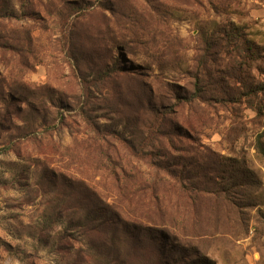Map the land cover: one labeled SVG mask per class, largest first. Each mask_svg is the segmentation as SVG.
Returning a JSON list of instances; mask_svg holds the SVG:
<instances>
[{
    "label": "rangeland",
    "instance_id": "374dc122",
    "mask_svg": "<svg viewBox=\"0 0 264 264\" xmlns=\"http://www.w3.org/2000/svg\"><path fill=\"white\" fill-rule=\"evenodd\" d=\"M261 87L264 0H0V264H264Z\"/></svg>",
    "mask_w": 264,
    "mask_h": 264
},
{
    "label": "trees",
    "instance_id": "16d2710c",
    "mask_svg": "<svg viewBox=\"0 0 264 264\" xmlns=\"http://www.w3.org/2000/svg\"><path fill=\"white\" fill-rule=\"evenodd\" d=\"M261 89H262V90H264V88H263V87H261ZM166 112H167V113H169V112H168V110H166ZM33 135H35V133H33ZM7 150H8V149H7ZM92 216H95V215H94V214H92ZM85 219H87V218H85ZM87 220H88V219H87Z\"/></svg>",
    "mask_w": 264,
    "mask_h": 264
}]
</instances>
